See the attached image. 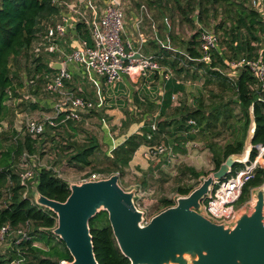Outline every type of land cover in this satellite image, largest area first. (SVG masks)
<instances>
[{
  "label": "rangeland",
  "instance_id": "rangeland-1",
  "mask_svg": "<svg viewBox=\"0 0 264 264\" xmlns=\"http://www.w3.org/2000/svg\"><path fill=\"white\" fill-rule=\"evenodd\" d=\"M153 1L159 3L162 11H169L170 13L172 11V7L169 5V3L172 5L174 2L176 3V15L173 18L175 20H179L181 35H183L185 38H188V40L191 38L193 32H197L199 30V26L197 24L194 25L191 21L186 20L182 15V11L188 8L186 3L187 0H180L181 4L177 3V0H167L166 5L163 4V0ZM198 1L199 0H194V3L196 4ZM211 9L212 10L208 16L204 15V22L201 23V27L206 30L214 31L219 37L218 49L221 48L220 50L226 54L228 58L233 57L235 56L234 51H232V49L229 47V38L231 36L225 33V30L228 29L222 28L220 26L223 24V21H226L227 23L225 24V27L230 28L231 21L224 15V7L216 6V11L213 9V7H211ZM187 15L192 17L193 13L188 11ZM69 36L70 33L66 37L68 38ZM176 41H178V39ZM32 49L29 54H26L20 58L19 61L12 62V75L14 77L16 91H9V96L6 101L8 112L0 124L2 147L11 144V142L16 141L17 139L24 141L26 136H28L24 121L22 122L18 119L19 113H28L29 115L41 119L43 118L40 116L41 112H45L46 116L47 113L50 112L49 108L44 107H41L43 109L41 111H34L35 109L32 107L31 102L28 100V98H26L27 95L33 93L34 89L38 88L40 85L39 95L43 97V99H51L52 101L59 99V97L56 95H52L47 92L44 93L43 90L46 81L42 79L41 75L35 72V66L38 64L36 61L38 56L32 52ZM216 51L217 50H215L214 53H217ZM175 53L176 52L173 54L174 56ZM170 61L173 62L174 65L168 63L167 65L165 64V66L170 65L171 68H173L174 71L179 75V67H181V65L185 67L182 64L183 60L174 57ZM185 63L187 64V67H185L184 70L186 73L183 75L186 79L195 80V77H193V72L190 69L191 65L188 62ZM220 68L225 74L231 73V68H229L227 65L221 66ZM201 71L203 72L202 69ZM132 74L125 75L126 77H124L128 80L133 78L131 81L133 87H130V85L126 86L123 82L117 83L116 86H107L106 84L102 86V95L105 97V104L103 107L93 109L91 111H82L80 121L69 122V124L65 127L60 125L55 128L48 127L46 132L35 140L36 156L28 158V163H35V166L32 167L33 170H36L42 166L56 169L57 172L56 170L55 172L60 173L62 178L67 182H78L81 177L84 176L83 174L88 172H94L100 176L108 177L110 176V173L116 169V166L114 160L109 159L105 154V150L103 149L105 144L102 142L104 139L107 143V138H111V136H113L115 139H119L123 135L129 136L134 133H139L140 128L144 123L151 124L154 121L157 123L171 120L174 121L173 118H175L176 115H181V113L175 114V109L178 112H187V109L182 106V102L181 106H179V98L178 101L174 102L175 106L177 107L173 106L167 110L166 115H161L157 103V99L159 97L156 93L154 94L150 92L152 91L151 89L147 88L148 85L154 86V82L156 83L158 78H160L159 74L157 75V79L154 77V75L144 78L143 82L147 84L143 85L140 84L141 78L139 74L141 75V71H137ZM205 75L209 76L210 78L213 77V79L209 80L207 83V90L209 92V97L207 99L208 102H213L215 107L214 117L212 116V123H214V126L210 128L209 131H207L208 129L203 130L201 128L196 132L194 130L195 127H189L188 129L189 124H184L182 131L183 134L179 133L176 135H183L186 137V141L184 142H187L186 145L188 146V149H198V151L204 152V159H190L187 158L184 153L178 151L177 154L180 153V158L177 160L176 158L171 159V163L174 165V167H176L170 168L173 170V173L171 174H165L161 171H157L155 176L153 173L154 170H151L146 171L143 175L128 174V180H125V178H123L125 176V172L122 179L119 180L120 185L126 190H131L135 187L138 190H142L143 194L140 198L136 199V204L145 212L147 218H151L158 212L165 199H173L176 202L177 197L181 195L179 192L180 188L190 186L198 187L203 182V180L201 181V175L197 177L193 170L200 172L201 174H205L206 177H208L214 172L213 169L215 168V159L218 155L217 152L224 151L225 147L229 144V141L231 142L234 140L239 134H243L244 140L248 134L249 127H247L248 129L244 128V122L246 120L244 113H242L241 109L235 111L234 101L237 94L234 85L219 78L215 73L207 72ZM134 76H136V78ZM32 79L35 80L33 83H31ZM25 81H27L26 84ZM68 84L70 83L68 82ZM72 85L75 87L73 90L78 94L86 97H92V99L95 100L96 88L90 83H86L83 80H75L73 81ZM144 86L147 87L143 88ZM200 99H204V97H201ZM226 106L227 109H224ZM183 115H185V113ZM183 117L184 116L175 118V120H181ZM103 118L109 124V127H105L103 125ZM71 127L75 129L74 131H77L76 135H73L71 132ZM167 130H173V127L165 128V131L163 132L165 137L163 135L161 138L172 141L174 138L170 136ZM191 134H193V137L189 136ZM89 140H92L99 145L95 149V152L92 156L94 161L93 164L91 166L81 168L79 165L69 163L67 156L72 153L74 148H78L76 144L81 146L86 144ZM186 145L183 146L186 148ZM3 149L4 148H0V152ZM27 152L30 153L29 151ZM24 162L23 154L17 155L15 161V169L17 172L22 170L21 166L24 164ZM174 170L177 171L176 174H174ZM121 176L122 175H120V177ZM32 182L33 180L29 181V190L27 192L29 196L34 197L36 187ZM129 185L133 186L129 187ZM144 191H146V193ZM9 192V190L6 192L4 201H6L8 197L7 194ZM255 200L256 196H253L252 198V194L251 196L246 197V199H241V197H239L233 206H235L237 214H241L245 211L252 212ZM95 223L96 225L100 226L102 224L101 218L97 217L95 219ZM34 230L35 228L31 227V232H34ZM42 236V240L43 238L48 237L46 234ZM10 242V238L0 242V259H2L3 256L8 257L11 254L10 250L12 248ZM30 259L32 261L26 260L24 264H38V261L33 260L31 257Z\"/></svg>",
  "mask_w": 264,
  "mask_h": 264
},
{
  "label": "trees",
  "instance_id": "trees-1",
  "mask_svg": "<svg viewBox=\"0 0 264 264\" xmlns=\"http://www.w3.org/2000/svg\"><path fill=\"white\" fill-rule=\"evenodd\" d=\"M249 0H199L196 4L194 0H187L188 8L182 11V15L186 20L195 23L194 14H198V22L201 24L204 22V15L208 16L211 12V7L216 11V6L224 7V15L231 21V27H225L226 21L220 26L225 30V33L231 36V41L237 43L235 47V56H239V52L247 51L248 57H252L254 54V48L251 43L253 40H258L259 32H264V23L262 22L259 13L249 6H247ZM177 3L181 4L180 0ZM199 8V10H197ZM188 11L193 13L192 17H189ZM58 13V7L53 3V0H0V124L2 119L6 117L8 112V106L6 101L9 96V91H16L14 77L12 75V62H17L29 54L33 44L38 37L43 33V22L46 19ZM78 31L84 36L88 37V31L83 29V24L77 25ZM204 28H200L192 37V39L186 44V51L191 58H198L201 56L199 36L200 32ZM244 31L246 34H244ZM240 41V42H239ZM38 64L35 66L37 72H41L44 68L47 70H53L49 64L41 62V58H37ZM192 64L191 61H189ZM219 64L224 65L222 56H219ZM213 64H216L215 62ZM205 64L201 63L200 66ZM219 74L218 72H215ZM140 76V74H139ZM255 78L249 70L244 69L237 80L235 85L238 103L243 109L245 114V127L250 125V109H253V115L255 118V133L252 140L253 147L250 152L249 161H253L258 153L257 145H264V91H260L255 87ZM183 85L178 84L175 79L166 81L164 100L160 106V114L164 115L167 107L171 105L172 95L178 90H182ZM263 98L260 100L259 98ZM181 120L165 121L158 123V131L153 132V138L148 139V133L152 132L150 124L144 123L140 128L139 133L131 134L127 137L125 142L118 146L116 149V156L113 159L116 169L110 173L119 172L120 175L124 172V166H126L132 159L135 150L144 142L146 144H153L165 137L163 133L165 128H172L173 130H167L173 141L177 142L174 145L175 152L185 151L186 137L183 135V125L189 124V119L193 118L197 124H187L189 127L201 126L202 122L206 119L203 113L189 112ZM214 117V113L212 114ZM217 119V118H216ZM60 124L65 127L69 124ZM55 128V127H51ZM143 131V132H142ZM142 132V133H141ZM74 135V134H73ZM72 135V136H73ZM2 135H0V148H4L0 152V227L5 223H10L13 227L24 225L27 221L32 222V227L35 228L31 235L37 232H42L46 229L48 234L47 244L49 250H44L33 245V241H23L16 245L14 239L11 241V254L6 257L3 256L0 259V264H11V261L21 257H25L26 260L32 261L30 257L38 261V264H57L59 259L72 258L65 243L59 240L61 247L58 244L51 245V240L55 238L53 229L57 226V215L51 209L39 205L33 196H23L25 186L21 184L20 174L15 169L16 157L19 154L29 151V154H35L36 152V139L29 134L24 141L17 139L11 144L2 147ZM193 137V135H189ZM167 141V140H166ZM182 141V142H181ZM74 148L67 158L69 163L79 165L81 168L91 166L93 164V154L95 149L99 146L96 142L89 140L86 144ZM244 142L239 141L237 144H228L224 149L222 157L215 159L214 171L219 169L220 165L226 160L231 153H241L243 151ZM28 153V152H27ZM108 157V156H107ZM109 158V157H108ZM110 159V158H109ZM244 164L237 162L233 167L232 174L235 171L243 167ZM36 174L33 180L37 191L51 199L58 201H65L69 196L71 190L69 183L63 178L59 177L53 168L39 167L36 169ZM195 175L199 177L201 173L193 170ZM30 180V181H31ZM264 183V168H257L254 177L248 181L243 188L241 199H246L251 194V189L261 186ZM196 186L180 188L181 195L190 194ZM10 191V198L6 199V192ZM175 200L165 199L161 208L156 214L162 210L175 205ZM155 214V215H156ZM100 217L102 224L96 225L95 219ZM42 228V229H40ZM90 229L93 237L94 251L99 264H132L131 260L126 257L120 250L113 230L109 221L108 213L105 210L100 211L95 217L90 220Z\"/></svg>",
  "mask_w": 264,
  "mask_h": 264
},
{
  "label": "built area",
  "instance_id": "built-area-1",
  "mask_svg": "<svg viewBox=\"0 0 264 264\" xmlns=\"http://www.w3.org/2000/svg\"><path fill=\"white\" fill-rule=\"evenodd\" d=\"M87 2L89 8L85 12L73 8L78 2ZM58 7L60 18L53 20V16L44 20L43 27L45 35L33 44L32 52L35 55L44 50L50 52L60 51L57 49L53 40L57 37H63L67 34L69 28L73 25L66 11H75V28L82 23L88 31L89 38L81 41V46L75 48L69 53H64L63 66L57 74L45 83L44 90L52 95L61 96L53 106L52 115L36 118L28 113H21L28 134L33 138L43 135L48 127H58L60 124L68 121H80L82 111H91L101 108L105 104V97L102 95V86H115L124 79L125 75L141 71L144 77H149L153 73L160 72L164 81L175 78V71L171 67L164 66L160 58L153 54H146L140 51L134 45L125 41L123 32L125 28V14L119 0H106L102 9L95 0H53ZM75 4V5H74ZM252 7L259 12L264 20V0H251ZM58 13V14H59ZM56 15V17L58 16ZM201 59L209 61L212 54L219 47V37L214 31L202 30L199 36ZM70 63L83 65L85 74L90 82L96 87L97 100L86 98L78 94L73 89L66 88L67 83L72 80L73 75L68 68ZM228 65L232 69H248L255 78V84L260 91H264V61L262 58H253L240 55L232 58ZM34 80H31L33 83ZM172 99L176 102L179 99V93H174ZM263 100V98H259ZM189 124H197L196 120L189 119ZM103 125L109 127V124L103 118ZM151 131L148 133V139L153 138V132L158 131V123L150 124ZM113 141L112 148L108 152L110 159L115 158V151L118 148L116 139L111 136ZM175 142L161 139L148 146V155L151 158H158L161 155H167L174 159L177 153L174 150ZM258 153L253 161L244 159L241 163L243 167L238 168L235 173L229 174L223 180H217L212 186L210 193L202 202L200 212L217 223L231 224L237 216V210L234 203L239 199L244 185L250 181L257 168H264V145H257ZM36 156L35 154L23 153L24 164L19 172L21 184L25 186L23 196H28L29 181L34 178L36 170H33L35 163H28V158ZM55 170V169H54ZM57 172V170H56ZM119 173V172H117ZM62 178L60 173H57ZM78 182L86 180H97L107 176H100L97 173L88 172ZM10 198V192L7 194ZM7 202V201H5ZM148 221V218H147ZM146 221V222H147ZM32 222L27 221L24 225L13 227L10 223H5L0 227V242L9 238L14 239L16 245L23 241L32 240L31 235ZM25 257L14 259L11 264H24ZM57 264H74L72 258H62Z\"/></svg>",
  "mask_w": 264,
  "mask_h": 264
},
{
  "label": "water",
  "instance_id": "water-1",
  "mask_svg": "<svg viewBox=\"0 0 264 264\" xmlns=\"http://www.w3.org/2000/svg\"><path fill=\"white\" fill-rule=\"evenodd\" d=\"M50 66L60 70L63 64L51 62ZM251 119L255 120L254 115ZM253 123L243 152L231 153L190 194L179 196L175 205L148 221L136 204L138 189H124L120 173L68 182L71 192L65 201L51 199L37 189L34 199L56 213L53 233L65 243L74 264H99L90 220L102 210L107 211L117 244L132 264H264V185L255 193L253 211L237 214L231 224L214 222L200 212L215 182L231 174L246 151L250 154Z\"/></svg>",
  "mask_w": 264,
  "mask_h": 264
},
{
  "label": "crops",
  "instance_id": "crops-1",
  "mask_svg": "<svg viewBox=\"0 0 264 264\" xmlns=\"http://www.w3.org/2000/svg\"><path fill=\"white\" fill-rule=\"evenodd\" d=\"M71 1L75 2V0H71ZM95 1L100 5V7L102 9L104 8V5L106 4V0H95ZM119 1L121 3L120 5L123 8L124 14H125V28H124V32H123V38L125 41L131 42L134 45V47L138 48L143 53L153 54V55L157 56L158 58H160V61L164 66H165V64L167 65L168 63L169 64L171 63L172 65H174V63L170 61L174 57H176L177 59L183 60L182 64L185 67H187V64L185 62H188L189 64H190L189 61L192 62V64H190L191 65L190 69L193 72V77H195V80L185 78V76L183 75L184 73H186L184 70L185 67H183L182 65L178 69L179 75L175 72V78L174 79L176 80V82L178 84L183 85V89L177 91V93H179V98H180L179 106H181V102H182V106H184L187 109V112H182V111L178 112L175 109V111H176L175 114L181 113L180 116L176 115L175 118H180L183 116L184 113L187 114L189 112L192 113V112L197 111L199 113H203L206 116V119L202 122L201 126H195L194 130L197 132V130L202 128L203 130L208 129L207 131H209V129L214 126V123H212V114L214 113L215 107H214L213 102L212 103L208 102L207 98L209 97V92L207 90V86H208L207 83L209 82V80H212L213 77L210 78L209 76H207L205 74L207 72H210V73L218 72L219 74L215 73L216 76L225 80L226 82L228 81L230 84L234 85V88H235V85L237 83V80H238L240 73L246 68H241V69H232L231 68V73H226V74L223 73V71H221L220 67L225 66V65H227L229 67L228 62L232 58L237 57V56H233V57L228 58L226 56V54H224L220 50L221 48L217 49V51H216L217 53L213 52L212 57L209 61L208 60L203 61L201 59V56L198 58H191L190 55L186 51V44L192 39L193 35L196 32H193V34L189 40H188V38H185L183 35H181L179 20L178 19L175 20L173 18L176 15L175 14L176 13V10H175L176 3L175 2L173 5L171 3H169V5L172 7V11L170 13L169 11H162L159 3H157L156 1H153V0H119ZM166 1L167 0H163L164 5H166ZM247 6H249L253 10H255L251 5V0H249V2H247ZM73 8H77L79 10H84L85 12H87L86 10H88L89 6H88L87 2H80L79 1L76 4V6H73ZM167 8H168V6H167ZM197 10H199V8ZM197 12L194 15V17H195L194 25L197 24L199 26V29H200V28H202L201 27L202 25L198 22ZM65 13L69 17L71 23L72 24L74 23V26L72 25L69 28V30L65 36L57 37L53 40V43H55L57 49H60V51L50 52L48 50H44L40 54L36 55V56H38V58H41V62L44 64L50 65L51 62H63L64 61V53H69L73 49L79 48L81 46V41L85 38L86 39L89 38V34H88V37H84L78 31L77 27L75 28V24H76L75 23V21H76L75 15L77 14V12L66 11ZM56 15L53 16L54 21L57 20L58 18H60V13L58 14L57 17H56ZM261 19H262V17H261ZM262 22L264 23L263 19H262ZM83 29H85V28L83 27ZM69 33H70V36L67 38L66 36ZM244 34H246L245 31H244ZM44 35H45V30H43V33L40 35V38L43 37ZM258 38H259L258 40H253L251 43L252 47L254 48L253 49L254 54L252 55V57L253 58H262V60L264 61V32L260 31L258 34ZM177 39H178V41H176ZM198 40H199V38H198ZM180 41H181L182 46L180 44ZM237 43H238V41L232 42L231 37L229 38V47L232 49V51H234L235 47L237 48ZM174 52H176L175 56L173 55ZM234 54H235V52H234ZM240 55L247 56L248 53H247V51L239 52V56ZM219 56H222L224 65L219 64V62H218ZM214 62L216 64H213ZM201 63H203L205 65L200 66ZM82 66L83 65H79L76 63H70L68 65V68L71 71L73 78L71 81H69L70 84L67 83L68 86H66V88L75 89V87H73V85H72L73 81H75V80H78V81L83 80L86 83H90L92 86H94L90 82V80L87 78V76L85 74V69H84V67L82 68ZM166 67H171V66L168 65ZM201 69L203 70V72L201 71ZM205 69L207 70V72ZM246 70H248V69H246ZM35 72H37V71L35 70ZM57 72H58V70L54 69V68H53V70H47V68H44L41 72H37V73L39 75H41L43 80L47 81L48 79H51L53 76H55L57 74ZM158 74H159L160 78L157 77ZM39 75H36V76H39ZM132 75H135V74H132ZM151 75L152 76L154 75V77L156 79L158 78L157 82L156 83L154 82V86L148 85V87L144 86L143 88L147 87V88L152 90L150 92L157 94V96L159 98L157 99L158 102L157 101L156 102L158 103V108L160 111V106L162 104V101L164 100L166 81H164V79L162 78V74L160 72L153 73ZM125 77L120 82H123L126 86L130 85V87H131L133 85L131 83L133 78L128 80ZM134 77L136 78V76H134ZM182 77H184V78H182ZM140 78H141V81H140L141 85L147 84V83L143 82L144 81L143 79L147 78V77H144L142 75V73L140 75ZM32 80H34V79H32ZM26 82L27 81H25V84H26ZM39 87H40V85H39ZM39 87L34 89L33 93H31L30 95H27L26 98H28V100L31 102L32 107L35 109L34 110L35 112L43 110L41 107H44V108H49V110H50V112L47 113V116L52 115L53 111H54L53 106L57 100L52 101L51 99H43V97H41L39 95V90H40ZM254 87L256 89H258L256 84ZM235 90H236V88H235ZM43 91H44V93H46L45 90H43ZM174 93H176V92H174ZM56 96L59 97L58 100L61 99V96H59V95H56ZM201 97H204V99H200ZM86 98H88V97H86ZM89 98L92 99V97H89ZM95 100H97V97L95 98ZM174 102L175 101L172 99L171 105L169 107H167L164 115H166L168 109L175 106ZM183 102H185V103H183ZM234 102H235L234 103L235 104V106H234L235 111H238V109L239 110L241 109L242 113H244L242 107L238 103L237 95H236V99ZM39 106H40V108H39ZM175 107H177V106H175ZM229 107H230V105H229ZM224 109H227V106L224 107ZM230 110H233V109H230ZM21 113H24V112H21ZM21 113L18 114V119L23 122L24 120L20 116ZM40 114H41L40 116L43 117L45 115V112H41ZM30 116H32V115H30ZM252 116H253V109L251 108L250 109V118H252ZM244 117H245V114H244ZM175 118H173V119L175 120ZM163 122H165V121H163ZM251 122L252 123L254 122L253 126L256 127L255 120L252 121V119H251ZM251 122H250V125H251ZM250 125H248L249 128H250ZM244 128H246L245 124H244ZM70 130L74 135H76L77 131H74L75 129L73 127H71ZM194 130H193V133H194ZM248 134H249V130H248ZM127 137L128 136L123 135L119 139H116L115 143L117 144V146L118 145L120 146L121 144H123L125 142V140L127 139ZM242 138H243V134L241 133L234 140H232L231 142L229 141V144H237L239 141H243L245 143L247 136H246L245 140H244V138L243 139ZM102 142L105 144L103 149L105 150L106 156H108V152L112 148V145L114 143H113L111 138H107V143L105 142V139ZM172 142H175L177 145L176 141L172 140ZM186 144H187V142L185 143V145ZM149 145L150 144H146L143 142L135 150L130 162L126 166H124L125 171L123 172L122 176L120 177V180L124 176L125 172H126L125 176L123 177V178H125V180H128V178H127V176H129L128 174L143 175L146 171H151V170H154L153 173L155 174V176H156L157 171H161L162 173H165V174L173 173L172 172L173 170L170 168L171 167L176 168V167H174V165L171 163L172 162L171 158H169L167 155H161L160 157L155 158V159L149 157V155H148V146ZM243 151H244V147H243ZM180 152L184 153V155L190 159L201 160V159H204L203 157H205L204 152H202V151L200 152V151H198V149H194V150L188 149L187 145H186L185 151H180ZM176 153H178V151ZM179 154H177L176 160L180 158ZM217 154L219 155V157H222L224 154V151L217 152ZM115 155H116V151H115ZM218 155H217V157H218ZM213 171H214V169H213ZM176 173H177V171L174 170V174H176ZM200 177H201V181H202L204 178H206V175L201 174ZM262 185H264V183ZM132 186L133 185H131V186L129 185V187H132ZM261 186L251 189L252 198H253V196H255L256 191ZM144 192L146 193V191H144ZM142 194L143 193H142L141 189L137 190L136 199L140 198ZM251 194H250V196H251ZM180 196H182V195H180ZM40 229H42V228H40ZM46 231H47L46 229H43L42 232L39 231V233H37V234L35 233L34 237L32 238V241H33L34 246L39 247V248L44 249V250H49L50 247L47 244V238L49 236L47 238H43V240L41 239L43 237L42 235L47 233ZM46 235H48V234H46ZM54 236H55V238H53V240L50 241L51 245L58 244L59 247H61L62 245L59 241L61 239L56 235H54ZM39 239H41V240H39ZM11 241H12V239H11Z\"/></svg>",
  "mask_w": 264,
  "mask_h": 264
},
{
  "label": "bare ground",
  "instance_id": "bare-ground-1",
  "mask_svg": "<svg viewBox=\"0 0 264 264\" xmlns=\"http://www.w3.org/2000/svg\"><path fill=\"white\" fill-rule=\"evenodd\" d=\"M247 150H248V148H247ZM248 156H249L248 151H246V153L244 154L243 158L248 159Z\"/></svg>",
  "mask_w": 264,
  "mask_h": 264
}]
</instances>
